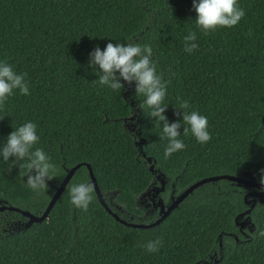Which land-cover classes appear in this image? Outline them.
Returning a JSON list of instances; mask_svg holds the SVG:
<instances>
[{
    "label": "trees",
    "instance_id": "1",
    "mask_svg": "<svg viewBox=\"0 0 264 264\" xmlns=\"http://www.w3.org/2000/svg\"><path fill=\"white\" fill-rule=\"evenodd\" d=\"M237 3L244 15L236 25L204 32L191 0H0V60L25 73L29 85L27 95L14 90L0 105V141L32 120L40 137L34 147L50 155L62 178L66 168L89 163L109 207L127 221L158 216L145 215L140 200L159 172L174 195L217 174L250 172L259 181L264 0ZM189 30L198 45L191 53L182 40ZM108 40L151 45L157 72L168 81L165 116L179 120L177 97L188 100L187 111L208 118L206 143L182 133L185 147L164 158L166 138L133 84L119 93L94 80L99 73L88 67V53ZM8 167L0 160V204L40 214L62 178L37 194L16 165ZM81 180H89L84 163L47 216L26 228L20 212L0 211V264H264V202L251 209L255 226L247 235L234 219L246 207V187L227 179L203 183L160 222L141 228L116 220L94 190L86 210L71 205L68 189ZM157 237L161 246L147 251L145 242Z\"/></svg>",
    "mask_w": 264,
    "mask_h": 264
},
{
    "label": "clouds",
    "instance_id": "2",
    "mask_svg": "<svg viewBox=\"0 0 264 264\" xmlns=\"http://www.w3.org/2000/svg\"><path fill=\"white\" fill-rule=\"evenodd\" d=\"M191 8L195 12V24L204 32L215 30L218 26L232 27L244 15L237 0H191ZM196 39V32L193 30L182 37L185 52L191 53L198 47ZM152 53L153 49L149 44L108 40L102 49L97 45L89 51L87 64L94 73H99L94 79L99 86H106L120 93L124 84H133L134 95L143 97L142 105L148 109L147 116L161 127V138H166L167 141L163 156L167 158L185 147L180 138L182 133L190 132L198 143L203 144L210 139V132L207 116L194 109L187 111L188 100L180 97H177L176 108L180 119H167L164 109L168 104L164 103V99L168 81L163 80L157 72ZM25 76V73L15 71L5 60H0V105L13 95L14 90L20 94L29 93ZM181 125L182 131L179 130ZM39 139L36 123L26 120L11 127V131L0 141V160L8 162L9 171L16 165L23 182L37 194L49 188L47 181L62 178L50 155L42 147H34ZM258 171L261 190H264V168ZM68 194L71 205L86 210L92 200L93 185L90 181L81 180L69 187ZM260 234L264 235V231ZM161 244L162 241L157 237L146 241L144 247L149 252H156Z\"/></svg>",
    "mask_w": 264,
    "mask_h": 264
},
{
    "label": "water",
    "instance_id": "3",
    "mask_svg": "<svg viewBox=\"0 0 264 264\" xmlns=\"http://www.w3.org/2000/svg\"><path fill=\"white\" fill-rule=\"evenodd\" d=\"M138 133H140V132H138ZM139 141H144V140L141 138V139H139ZM139 141H137L136 143L139 144ZM142 155L144 156L145 153L142 152ZM146 159L148 162H151V157L146 156ZM83 163L88 168V173H89V180L88 181H90L92 183L93 190L96 194V197L99 200V202L102 204V206L105 208V210L108 211L116 220L120 221L121 223H123L125 225L132 226V227L145 228V227H149V226H152V225L160 222L165 216H167L169 214V212L172 209L176 208L178 206V204L189 193H191L193 191L194 188H196L197 186H199L203 183H206L209 181H216L218 179H227L231 182H234L238 186L253 188L252 190H248L243 195V201L245 204H248V208L242 212L237 213L235 216V222L239 226L238 229H241L244 224H249L248 230L249 231L253 230L255 224L250 217V211L254 207L256 202H260V203L264 202V190H261L262 185L260 184V181L255 180L254 176L250 172H246L244 175H240V176L233 175V174H217V175H211V176L203 177V178L191 183L186 188H184L182 191H180L177 195L172 197L166 205L164 203V200L161 197H158V200H157V206H159L158 216L153 221H151L149 223L127 221V220L121 218L116 212L111 210V208L109 207L107 201L105 200V198H104V196H103V194H102V192L98 186V183L96 181V178L92 172V169H91L89 163L82 162V163H76L75 165L66 168L65 169V175L61 179L60 183L57 185H52L54 192H53L52 196L50 197V199L48 200L46 207L44 208V210L40 214H34V213L30 212L29 210L22 209L20 207L10 205L7 203L0 204V211H2L4 209H8V210H14V211L20 212L23 216L26 217V221L23 223V227H25V228L30 226L34 222L41 221L42 219H44L47 216L49 210L52 208V206L54 205V203L58 199L59 195L65 189L68 181L70 180V178L74 174L75 170L80 166V164H83ZM149 169L151 171H154L153 170V164H150ZM156 176L159 179V185L151 187L154 190V194H158L160 191H162L164 189V186L166 183L165 174H163L162 172H159ZM244 214H247L246 217L244 219H241V217ZM234 237L237 240V236L235 234H234ZM220 245H221V240H220ZM214 260L216 261L217 259H214Z\"/></svg>",
    "mask_w": 264,
    "mask_h": 264
},
{
    "label": "flooded vegetation",
    "instance_id": "4",
    "mask_svg": "<svg viewBox=\"0 0 264 264\" xmlns=\"http://www.w3.org/2000/svg\"><path fill=\"white\" fill-rule=\"evenodd\" d=\"M158 173L155 174L154 176V180L153 182L151 183V186L143 193L144 196H142L141 200H140V203L142 204L143 206V209H145V215H147V213L149 212H152L153 210H156L157 211V215H158V211H159V206H157V200H158V197H161L163 200H164V203L165 205L168 203V201H170V199L172 197H174L175 195L173 194V189H170L169 191L168 190H165V187H167V182L165 183V186H164V189L162 191H160L158 194H154V190L153 188H151L152 186H156V185H159V179L157 178V175ZM167 181V180H166ZM244 187V186H243ZM246 191L244 193H246L248 190H252L253 188L251 187H246ZM166 191V194L164 195V192ZM243 193V195H244ZM164 195V197H163ZM246 207L243 208L242 210H240L239 212H242L244 210H246L248 208V204H245ZM238 212V213H239ZM247 214H244L241 219H244L246 217ZM235 219V218H234ZM239 227V226H238ZM248 227H249V224H244L242 226L241 229H239V231L243 234V235H247V231L248 230Z\"/></svg>",
    "mask_w": 264,
    "mask_h": 264
}]
</instances>
